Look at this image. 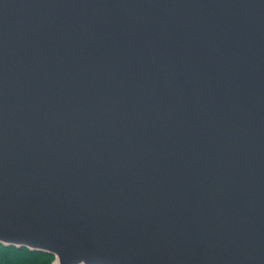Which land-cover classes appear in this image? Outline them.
Returning <instances> with one entry per match:
<instances>
[{
    "label": "water",
    "instance_id": "obj_1",
    "mask_svg": "<svg viewBox=\"0 0 264 264\" xmlns=\"http://www.w3.org/2000/svg\"><path fill=\"white\" fill-rule=\"evenodd\" d=\"M0 244L264 264V0H0Z\"/></svg>",
    "mask_w": 264,
    "mask_h": 264
},
{
    "label": "trees",
    "instance_id": "obj_2",
    "mask_svg": "<svg viewBox=\"0 0 264 264\" xmlns=\"http://www.w3.org/2000/svg\"><path fill=\"white\" fill-rule=\"evenodd\" d=\"M51 254L0 244V264H51Z\"/></svg>",
    "mask_w": 264,
    "mask_h": 264
}]
</instances>
